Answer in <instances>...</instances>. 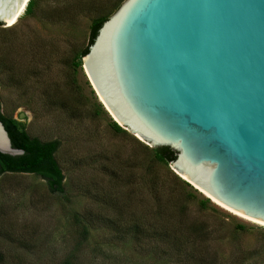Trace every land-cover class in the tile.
Instances as JSON below:
<instances>
[{
    "label": "rangeland",
    "instance_id": "rangeland-1",
    "mask_svg": "<svg viewBox=\"0 0 264 264\" xmlns=\"http://www.w3.org/2000/svg\"><path fill=\"white\" fill-rule=\"evenodd\" d=\"M123 1L29 0L0 25V115L58 141L63 175L62 195L0 175V264H264V225L187 184L93 91L81 53Z\"/></svg>",
    "mask_w": 264,
    "mask_h": 264
},
{
    "label": "water",
    "instance_id": "water-1",
    "mask_svg": "<svg viewBox=\"0 0 264 264\" xmlns=\"http://www.w3.org/2000/svg\"><path fill=\"white\" fill-rule=\"evenodd\" d=\"M29 0H0L7 25ZM81 66L116 125L177 176L264 225V0H125ZM0 154L12 147L0 120Z\"/></svg>",
    "mask_w": 264,
    "mask_h": 264
},
{
    "label": "trees",
    "instance_id": "trees-1",
    "mask_svg": "<svg viewBox=\"0 0 264 264\" xmlns=\"http://www.w3.org/2000/svg\"><path fill=\"white\" fill-rule=\"evenodd\" d=\"M27 9L29 10V6ZM106 19L92 26L88 47L82 51L81 58L87 54L89 46L92 45L98 30ZM0 120L8 133L12 147L24 151L23 156L20 157H8L0 154V175L4 173L39 175L45 181L50 193L62 195L63 175L54 159V154L59 148V142H41L38 139H30L24 131L16 126L14 121L8 120L1 115ZM155 155L158 160L168 165L175 159V153L168 148H156Z\"/></svg>",
    "mask_w": 264,
    "mask_h": 264
},
{
    "label": "bare ground",
    "instance_id": "bare-ground-1",
    "mask_svg": "<svg viewBox=\"0 0 264 264\" xmlns=\"http://www.w3.org/2000/svg\"><path fill=\"white\" fill-rule=\"evenodd\" d=\"M23 10H25V9H23ZM23 10L19 12V15L16 16L17 18H15V19H13V20H11V21H8V22H7V26H12V25H14V24L16 23L17 19H18V18L21 16V14L23 13Z\"/></svg>",
    "mask_w": 264,
    "mask_h": 264
}]
</instances>
